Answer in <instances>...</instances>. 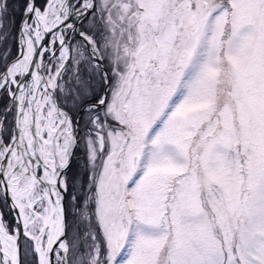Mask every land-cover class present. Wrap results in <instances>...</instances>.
Masks as SVG:
<instances>
[{
  "label": "snow or ice",
  "instance_id": "6c2138e0",
  "mask_svg": "<svg viewBox=\"0 0 264 264\" xmlns=\"http://www.w3.org/2000/svg\"><path fill=\"white\" fill-rule=\"evenodd\" d=\"M0 264H264V0H0Z\"/></svg>",
  "mask_w": 264,
  "mask_h": 264
},
{
  "label": "rangeland",
  "instance_id": "374dc122",
  "mask_svg": "<svg viewBox=\"0 0 264 264\" xmlns=\"http://www.w3.org/2000/svg\"><path fill=\"white\" fill-rule=\"evenodd\" d=\"M18 23H19V16H17V26H18ZM13 34H15V30H13ZM9 46L11 47V50H12V52H13V54H15V52H16V43H15V41L14 40H10L9 41ZM78 151H80L81 152V155L80 156H82V150H78ZM78 153V152H77ZM78 155V154H77ZM76 164H78L79 163V161H77V162H75Z\"/></svg>",
  "mask_w": 264,
  "mask_h": 264
},
{
  "label": "flooded vegetation",
  "instance_id": "af4514ba",
  "mask_svg": "<svg viewBox=\"0 0 264 264\" xmlns=\"http://www.w3.org/2000/svg\"><path fill=\"white\" fill-rule=\"evenodd\" d=\"M77 154H78V156H80V155H81V152H80V151H78V153H77ZM74 170H75V168H74Z\"/></svg>",
  "mask_w": 264,
  "mask_h": 264
}]
</instances>
